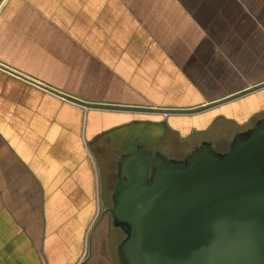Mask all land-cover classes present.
<instances>
[{
    "label": "crops",
    "instance_id": "0c3cea01",
    "mask_svg": "<svg viewBox=\"0 0 264 264\" xmlns=\"http://www.w3.org/2000/svg\"><path fill=\"white\" fill-rule=\"evenodd\" d=\"M259 119L264 0H0V264H124L127 145L221 153Z\"/></svg>",
    "mask_w": 264,
    "mask_h": 264
},
{
    "label": "water",
    "instance_id": "95a60500",
    "mask_svg": "<svg viewBox=\"0 0 264 264\" xmlns=\"http://www.w3.org/2000/svg\"><path fill=\"white\" fill-rule=\"evenodd\" d=\"M117 175L108 212L124 264H264V119L224 153L203 145L176 160L137 147Z\"/></svg>",
    "mask_w": 264,
    "mask_h": 264
},
{
    "label": "rangeland",
    "instance_id": "374dc122",
    "mask_svg": "<svg viewBox=\"0 0 264 264\" xmlns=\"http://www.w3.org/2000/svg\"><path fill=\"white\" fill-rule=\"evenodd\" d=\"M134 126H133V128H136L137 129V133H136L137 135L135 136L134 134H132L131 136H134V137H131L130 139H133L134 141H136V139L139 137V134L140 133L142 134L146 127H144V125H140V124H137V125H134ZM129 130H131V127L130 128H126L125 132H128ZM158 130L159 129L157 128L156 132ZM142 135H144V134H142ZM139 143L143 144L144 146L150 147V148H156V147H160V146H165L167 144V141H165V142H153V143H151L150 141H147V140H144L143 139ZM135 147H137L136 143L135 142H131L130 144L127 145V150H129V151L132 150L133 151V150H135Z\"/></svg>",
    "mask_w": 264,
    "mask_h": 264
},
{
    "label": "flooded vegetation",
    "instance_id": "af4514ba",
    "mask_svg": "<svg viewBox=\"0 0 264 264\" xmlns=\"http://www.w3.org/2000/svg\"><path fill=\"white\" fill-rule=\"evenodd\" d=\"M248 130V129H247ZM229 148H230V146H229ZM229 148L227 149V151L229 150ZM227 151H225V152H227ZM217 153H219V152H217ZM221 153H224V152H221Z\"/></svg>",
    "mask_w": 264,
    "mask_h": 264
}]
</instances>
